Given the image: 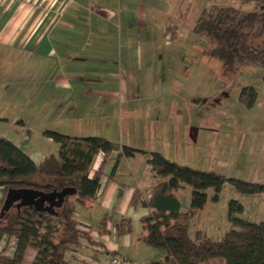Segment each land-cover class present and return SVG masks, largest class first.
Masks as SVG:
<instances>
[{"label":"crops","instance_id":"1","mask_svg":"<svg viewBox=\"0 0 264 264\" xmlns=\"http://www.w3.org/2000/svg\"><path fill=\"white\" fill-rule=\"evenodd\" d=\"M211 5L237 4L235 0L0 3V135L36 164L53 153L36 146L37 134L47 129L74 137L100 135L146 151L121 158L114 170L115 153L105 160L94 199L77 204L74 211L79 229L88 226L94 242L80 239L66 252L69 264H99L112 254L143 264L158 254L142 239L140 219L149 209L138 201L149 198L159 181L147 155L159 151L167 156V146L171 151L187 146L192 119L201 123L204 117L197 113L192 117L188 103L182 108L173 106V99L164 101L165 64L151 51L157 63L153 71L143 72L142 43L153 50L156 43L179 41L192 32L201 10ZM168 87L173 89L174 84ZM3 124L9 125L10 135ZM43 140L53 142L46 136ZM102 160V153L94 155L90 176ZM5 192L0 187V207ZM104 216L108 217L105 233L98 226ZM122 218L130 219L132 230L117 234L114 225ZM14 245L12 238L0 239V250L7 255L13 254ZM34 252L26 249L22 264H29Z\"/></svg>","mask_w":264,"mask_h":264},{"label":"trees","instance_id":"2","mask_svg":"<svg viewBox=\"0 0 264 264\" xmlns=\"http://www.w3.org/2000/svg\"><path fill=\"white\" fill-rule=\"evenodd\" d=\"M235 1L237 5H211L202 9L192 32L207 37L213 54L229 69L246 64L264 66V0ZM249 3H254V8L245 10L243 6ZM256 98L252 86L243 87L239 95L248 107L253 106ZM43 135L57 144V150L39 164L13 141L0 135V187L4 191L30 187L51 192L70 186L76 192L66 195L56 215L37 211L32 206L19 210L12 206L6 211L0 217V239L5 235L15 245L12 255L0 250V264H22L28 248L35 251L29 264H69L66 252L76 247L80 239L94 242L88 230L79 229L74 211L77 204L94 199L105 160L115 153L114 170L121 158L146 152L100 135L74 137L51 129L44 130ZM99 152L103 160L90 176V164ZM148 163L159 181L149 198L138 203L149 209L140 219L143 242L158 254L143 264H203L215 259L225 264H264V219L255 222L240 217L242 203L232 198L227 211L230 228L220 239H213L199 229L191 235L189 212L181 210L174 193L189 185L192 211L204 207L208 188L213 190L211 200L217 201L226 183L242 194L264 193V183L182 165L159 151L149 152ZM107 219L105 216L100 219V232H108ZM114 226L117 234L132 230L128 218H122Z\"/></svg>","mask_w":264,"mask_h":264},{"label":"rangeland","instance_id":"3","mask_svg":"<svg viewBox=\"0 0 264 264\" xmlns=\"http://www.w3.org/2000/svg\"><path fill=\"white\" fill-rule=\"evenodd\" d=\"M243 8L251 10L254 3ZM189 32L173 44L156 43L153 50L142 43L143 72L149 68L153 71L157 63L153 58L155 54L150 56L151 51H156L158 60L165 64L168 89L164 101L173 99L171 103L176 104L173 106L179 104L182 108H186L188 103L192 117H195L194 113L204 117L201 123L192 119L190 139L185 140L187 146L179 147L177 151H171L172 148L167 146L166 157L192 168L264 183V66L246 64L229 69L222 59L213 54L212 43L207 37L195 35L191 30ZM170 82L174 84L173 89L168 87ZM245 86H252L257 92L251 107L239 99ZM2 127L6 134H11L8 124ZM42 134H37L35 138L37 148L55 153L57 144L43 140ZM174 193L180 201L181 210L189 212L191 235L199 229L213 239H220L230 228L227 211L232 198L242 203L240 217L255 222L264 219V193L242 194L226 183L217 201L211 200L213 190L208 188L204 207L192 211L191 187L184 185ZM136 194H141L139 189H136ZM213 264L225 263L218 259Z\"/></svg>","mask_w":264,"mask_h":264},{"label":"water","instance_id":"4","mask_svg":"<svg viewBox=\"0 0 264 264\" xmlns=\"http://www.w3.org/2000/svg\"><path fill=\"white\" fill-rule=\"evenodd\" d=\"M75 192L76 189L70 186L51 192H44L30 187L8 188L0 207V217L12 206L17 210L23 206H32L37 211L56 215V209L62 206L66 195H71Z\"/></svg>","mask_w":264,"mask_h":264},{"label":"built area","instance_id":"5","mask_svg":"<svg viewBox=\"0 0 264 264\" xmlns=\"http://www.w3.org/2000/svg\"><path fill=\"white\" fill-rule=\"evenodd\" d=\"M5 0H0L2 3ZM88 226H84V230H88ZM99 264H142L133 261L132 259L122 256V255H108L104 259H102Z\"/></svg>","mask_w":264,"mask_h":264}]
</instances>
